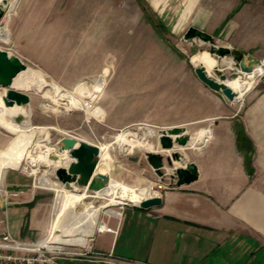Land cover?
<instances>
[{"label": "crops", "instance_id": "0c3cea01", "mask_svg": "<svg viewBox=\"0 0 264 264\" xmlns=\"http://www.w3.org/2000/svg\"><path fill=\"white\" fill-rule=\"evenodd\" d=\"M16 1L0 0V9L11 12ZM143 1L161 21L173 20V28L186 31L189 26L196 27L208 33L215 45L243 53L248 65L264 69V0ZM75 4L76 0H18L11 18L16 34L10 31L9 35L49 37L57 47L63 46L65 38H71L73 45V38L81 34L84 24L79 23L76 28ZM101 19L106 35L112 28L123 26L121 11L119 16L116 13L83 16V22L93 20L94 24L84 30L97 39H88L86 62L82 70L72 74L71 85L85 76L97 77L100 71H95L101 62H114L113 55L104 59L98 48L102 26L97 21ZM146 20L150 23L148 17ZM130 26L139 30L138 25ZM0 38L8 40L7 29L0 28ZM12 42L19 45L17 52L28 51L18 39ZM14 60L12 56L11 61ZM228 60L233 66V61ZM110 63L106 62L101 70H109ZM196 76L185 75L178 82H155L158 89L173 85V101L177 105L173 107L172 102L158 98L151 109L166 111H146V117L142 118L143 123L172 137L175 134L169 129L173 126L181 127L177 134L185 129L188 140L193 134L209 131L210 135L206 133L194 144L188 141L181 160L174 163L184 166L187 161L194 162L196 178L176 185L170 177L173 165L167 167L164 175L170 181L158 190L159 204L148 208L129 205L121 211L107 209L116 218L100 222V209L91 210L79 219L74 216L70 219L62 212L50 227L49 235L55 229L60 231L55 232L53 239L88 243L91 250L111 251L122 259L149 264H264V77L259 79L257 92L249 104L239 109L221 91L210 88ZM104 81L98 112L102 119L107 113L103 106L107 98H104L107 80ZM34 86L42 85L31 83L26 89ZM21 107L22 102L17 108L19 112L8 116L28 118L31 112H22ZM153 172L156 173L155 169ZM39 185L57 188L55 184ZM33 200V195H22L15 205L8 203L5 209L0 208L6 232L17 239H37L47 229V217L35 224L37 211ZM25 221L26 229L22 227ZM3 233L0 229V234ZM59 262L111 264L82 257H62Z\"/></svg>", "mask_w": 264, "mask_h": 264}, {"label": "rangeland", "instance_id": "374dc122", "mask_svg": "<svg viewBox=\"0 0 264 264\" xmlns=\"http://www.w3.org/2000/svg\"><path fill=\"white\" fill-rule=\"evenodd\" d=\"M15 6L13 11H15ZM13 11L4 12L3 17L0 19V28L7 29L8 33V40L2 41L0 38V49L8 51L10 60H12V56H17L26 66L25 69L20 70L22 74H16L18 76L13 77L12 85L25 89L24 91L28 93L29 102H22L21 111L31 113L26 119L8 116L14 112H19L17 108L21 102L13 100L15 107H9L5 114H0V164L5 163L7 165L2 189L15 190L22 188L24 194H21L15 200L20 199L22 195H33V203L37 211L36 225L47 217L48 226L46 231L37 239L25 240V242H30L49 235L52 222L61 209L64 191L80 192L86 180L84 174L76 173L81 175L82 178H79L78 182L73 185L76 188L70 187L68 184H63L56 177L55 169L52 166L50 167L44 163L34 166L38 167L36 173H29L30 170H22L23 167H26L27 155L35 144L42 141L46 146H59L60 138L64 135H70L97 144L98 153L99 147L104 145L101 163L106 161L110 165V175L113 178L123 181L131 187L152 183V189H156L159 182L163 185L165 182L170 181L164 175L166 168L172 165L173 167L178 166L174 165L173 158L171 159L172 162L167 160L170 152H173L175 148H171L169 151H160L163 155L164 167L161 168L163 174L157 175L153 172L154 168L147 157L148 152L150 153L153 150L146 151L143 147L128 146L126 148L127 145L121 147L114 136L116 133L130 130L135 132L137 136H141L140 138L147 139L149 144L157 149L159 131L154 129L153 136L144 135L145 126L149 125L143 123L145 121L142 118L146 117V111H166L165 109H151L158 98L172 102L173 107H176L177 103L173 101L172 84L167 85L165 89H158L155 82L162 80L178 82L185 75L196 76L193 65L205 69L207 65L203 66L199 62V56L210 52L213 46L207 42H201L198 38L184 40V29L173 28V20L170 22L161 21L143 0H76L74 5L75 25L77 28V24L84 23L83 30L79 36L73 38V45H70L72 43L71 38H65L64 44L62 43L63 46L59 47L53 45L49 37H11L9 35L10 31L16 34L15 22L11 19ZM120 11L122 13V28H112L107 35L104 20L97 21L102 26L99 51L101 55H104V59L108 55L114 56V62L106 61L111 64L109 70L107 68L101 70V67L106 66V62L99 61L101 62L100 67L95 71V73L100 71L97 77L88 78L85 76L71 85L72 74L76 70H82L86 62V52L90 49L88 39L92 41L97 39H94L93 33L89 36L88 30H84L85 27L94 24L93 20L83 22L81 19L88 14L102 15L108 13L114 15L116 13L119 16ZM147 17L150 23L147 22ZM132 23L138 25L139 30L135 26H130ZM26 24L31 25V22H26ZM14 39H18L21 46L28 51L17 52L20 47L12 42ZM212 58L217 60L219 69V71L216 69L211 70L212 77L218 78L219 73L222 72L226 76L225 79L230 82L243 74L240 73L237 60L232 58L231 55L222 58L213 55ZM227 59L233 61L231 68L225 65ZM45 65L46 67H44ZM255 68L258 71L253 75L252 86L244 93L241 101L232 102L233 107L243 109L249 104L253 93L257 92L259 79L264 77V69L259 66ZM104 78L107 80L104 98L106 96L107 98L103 102V106L105 109L107 108V113L102 119L98 112H100V94L105 84ZM228 82L223 83L232 89L231 83ZM31 83L42 85L44 90L40 92L38 90L39 86L26 89ZM59 93L72 98L77 103V108L71 109L70 105H65V100L62 99L56 102L52 95L55 96ZM228 101L233 100L228 99ZM175 109L169 108L168 110L174 111ZM183 131L184 133H178L177 135L189 138L187 131L185 129ZM193 137L194 134L191 135V139ZM179 148H176L177 151L183 155L185 150H182L181 146ZM98 153L94 155L93 162ZM46 169L49 170V177L57 181V188L43 187L38 184V179ZM170 177L175 182L174 168ZM15 200L9 202L11 206L16 204L14 203ZM105 201L104 198L86 196L76 204L75 211L80 212L87 204L99 206ZM129 205L133 204L126 202L106 204L100 207L99 222L100 220L116 218V216L107 213V209L121 211L123 207ZM62 215L70 219L73 218V215L69 212H63ZM25 217L28 218L27 215ZM3 218L4 214L0 212V229L4 231L3 234H0V243L12 246L17 244L16 242L24 241L12 235L6 239L3 238L6 233V222L2 221ZM26 226L27 222L25 221L22 227L26 229ZM55 232L59 233L60 231L55 229L52 238ZM67 244L87 245L77 242L60 245L69 248Z\"/></svg>", "mask_w": 264, "mask_h": 264}, {"label": "bare ground", "instance_id": "6f19581e", "mask_svg": "<svg viewBox=\"0 0 264 264\" xmlns=\"http://www.w3.org/2000/svg\"><path fill=\"white\" fill-rule=\"evenodd\" d=\"M212 57L213 56L209 52L203 56H199V62L203 66L207 65L205 67V71L210 76H212L211 75L212 69H218V62L215 58H212ZM227 65L228 67H232L230 60L227 61ZM258 66L260 65H256L255 67H258ZM257 71L258 69L255 68L249 73L240 74L242 73L240 72L239 73L240 75L237 74L239 76H237V78H235L233 81H230V82H228L227 79L225 78L222 80L223 82H228L229 84L231 83L230 86L233 87L232 90L236 92V96L232 102H236V101L238 102L243 99L244 93H246V91L252 86L253 75ZM38 90L41 92L44 90V88L42 86H39ZM4 95L6 96L5 87L0 85V114H5L9 110V107L10 108L15 107L14 101L11 104H9L4 99L3 97ZM52 98L56 102L59 99L65 100L64 104L70 105L71 109L77 108L78 106L77 103L72 98H70L69 96L63 95L61 93L56 94L55 96L52 95ZM153 133H154L153 127L145 126L144 135L153 136ZM206 133L207 131L205 132L203 130L199 132L197 135L194 134V137L190 141L188 140L189 143L194 144L195 141H198L201 138V136L203 137V135H205ZM114 137L121 147H124L125 145H127L126 148L129 146V147H143L144 149H146V151L156 150L154 146L149 144L147 139L144 140L140 138L141 136L140 137L137 136L135 132H132L130 130L116 133ZM104 148H105L104 145L99 147V153L93 162L95 166L93 172L90 175L84 174L86 176V180L84 181L81 191L80 192L64 191L63 201L61 200L62 201L61 209L56 215L54 221L52 222V225L54 224L56 218L62 212H69L76 219L77 218L79 219L80 217L85 215L87 212L91 210H95V209L99 210L100 207H103L106 204L126 203V202L131 203V204H138L142 199L148 197L151 193L156 192L154 189H152L153 188L152 183L146 184V185H139L136 187H131L125 184L123 181L113 178L110 175V165L106 161H103V163H101V159L103 158V154H104ZM27 156L28 158L26 161V167H23L22 170H27V171L30 170L29 173L37 172L38 167H34V165L38 166L39 164L44 163L50 167L52 166L54 169L55 167H58V166H65L66 168H69L76 161L75 158L70 155L69 149H64L60 147V145L59 146L57 145L46 146L44 142L42 141H38L33 147V149L28 153ZM27 163L30 167L27 165ZM6 170H7V165L5 163H1L0 164V191L2 190ZM98 172L102 173L103 176H99L97 174ZM42 174L43 175L38 179L39 184H55L57 186V181L55 182V180H52L49 177L48 169H46L45 172H43ZM74 175H75V179L65 182V184L74 185L78 182L79 178H82L81 175H77L76 173H74ZM86 196H95L99 198H104L106 199V201L100 204L99 206H96L93 204H87L85 205V207H83V209L80 212L75 211L76 204L80 202V200ZM68 242L70 241L61 240L57 238L53 239L52 234L38 240V243L46 244L47 246L66 244ZM70 243H74V242H70ZM13 247L20 248V245L17 243L13 245Z\"/></svg>", "mask_w": 264, "mask_h": 264}, {"label": "water", "instance_id": "95a60500", "mask_svg": "<svg viewBox=\"0 0 264 264\" xmlns=\"http://www.w3.org/2000/svg\"><path fill=\"white\" fill-rule=\"evenodd\" d=\"M4 15V10H0V19ZM198 38L201 42H207L213 47L210 50V54L216 55L218 57H225L227 55H231L232 58L237 60L238 67L242 73L251 72L254 67L250 66L246 63V60L242 57L243 53H239L237 51H233L229 47L215 45L213 43L212 37L193 26H189L183 34L184 40L195 39ZM23 61L20 60L17 56H15V60L11 61L8 58V51L0 49V85L5 87L6 96L4 95V99L6 102L11 104L13 100L17 102H29V95L23 89L14 87L12 85L13 77L22 69H25ZM193 69L197 77L203 81L210 88L221 91L228 99L234 100L236 96V92L232 90L229 86L223 83V79L226 77L224 73L220 72L218 78L212 77L208 75L204 68H199L193 65ZM219 70V69H216ZM181 129L179 126L170 127L169 130L174 132L175 136L172 137L162 130H159L158 137V147L156 151L148 152L147 157L155 169L158 175H162L163 171L161 168L164 167L163 155L160 151H169L171 148H175L173 152H170V156L167 157L168 162H172L173 160L179 161L182 158L180 152L177 151L176 148L180 146L185 148L187 146L188 137L182 136L179 137L177 132ZM60 147L64 149H69V153L72 157L75 158V162L69 167L58 166L55 167V175L56 177L65 184V182L71 181L75 179L74 173H82L85 175H90L94 170V163L92 161L94 155L98 153V145L92 142H89L84 139H77L74 136L64 135L60 138ZM174 172L176 175L175 184L179 185L184 182H189L196 178V165L192 161H187L184 163V166H174ZM99 176H103L102 173H97ZM161 201V197L158 194L146 197L142 199L138 204H133L135 206L141 208H148L153 205L159 204ZM8 202L3 197L2 192L0 191V208L5 209Z\"/></svg>", "mask_w": 264, "mask_h": 264}, {"label": "built area", "instance_id": "2783aa9c", "mask_svg": "<svg viewBox=\"0 0 264 264\" xmlns=\"http://www.w3.org/2000/svg\"><path fill=\"white\" fill-rule=\"evenodd\" d=\"M163 185L159 182L156 189H154L156 192L149 196L157 194L158 190L162 188ZM1 192L3 197L9 203L19 197L24 190L22 188L15 190L4 188ZM9 236V232H6L3 235V238L6 239ZM38 240L16 242L20 245V248L1 243L0 264H60V258L73 256L111 264H149L140 260L122 259L113 255L111 251L103 252L91 250L89 246L90 244L88 243L86 246L67 244L69 247L67 248L64 245L47 246L46 244L38 243Z\"/></svg>", "mask_w": 264, "mask_h": 264}]
</instances>
